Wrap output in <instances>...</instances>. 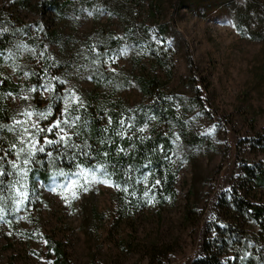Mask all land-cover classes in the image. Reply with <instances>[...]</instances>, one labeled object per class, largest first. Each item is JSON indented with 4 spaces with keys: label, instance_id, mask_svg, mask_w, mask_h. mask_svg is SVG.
<instances>
[{
    "label": "rangeland",
    "instance_id": "obj_1",
    "mask_svg": "<svg viewBox=\"0 0 264 264\" xmlns=\"http://www.w3.org/2000/svg\"><path fill=\"white\" fill-rule=\"evenodd\" d=\"M42 1L24 6L19 0H0V31L11 21L15 32L8 59L0 62V85L17 86L20 92L0 95V107L11 110L5 130L10 144L19 147L22 131L14 120H38L46 129L64 118L71 126H61L75 144L89 118L113 126L112 110L124 114L125 109L148 103L136 79L156 77L186 134L196 136L199 145L181 146L165 156L167 170L176 172V179L164 203L134 206L133 196L97 181L87 185V192H56L39 183L31 189L27 178L28 199L15 206V192L9 202L18 218L0 221V264H53L49 237L63 244L71 264H204V240L215 238L216 227L229 222L233 193H248L242 187L247 185L244 166L264 164L259 140L264 137V40L240 35L234 22L223 16L211 20L197 15L195 8L177 6L179 0H69L65 17L41 11L37 4ZM161 25L177 31L163 37ZM142 30L148 42L131 44L127 36ZM104 74L113 82L93 80ZM44 85L51 90L45 91ZM68 90L79 99L65 100ZM26 111L33 115H21ZM36 113L47 117L39 119ZM123 114L113 126L116 133L130 142L152 135V125L133 128ZM159 127L181 139L177 122ZM56 131L40 133V143L45 135L58 139ZM43 146L46 152L57 145ZM5 150L7 159L16 158L0 143V156ZM182 155L189 160L182 161ZM157 180H149V190L160 191ZM144 185L148 189V181ZM249 195L264 203V190L253 189ZM245 229V255L260 256L264 238L259 224L248 219ZM234 252H225L219 260L229 264Z\"/></svg>",
    "mask_w": 264,
    "mask_h": 264
},
{
    "label": "trees",
    "instance_id": "obj_2",
    "mask_svg": "<svg viewBox=\"0 0 264 264\" xmlns=\"http://www.w3.org/2000/svg\"><path fill=\"white\" fill-rule=\"evenodd\" d=\"M24 6H30L31 0H19ZM98 0H91L96 2ZM41 11L55 12L59 16L67 15V8L70 5L69 0H45L37 4ZM177 6L193 9L199 16H206L211 20H217L223 16L224 20L233 21L240 35L249 37L255 41L264 40V2L258 0H246L244 4H239L234 0H179ZM109 7V5L107 6ZM112 14L111 12H108ZM0 31V62L8 59L10 49L14 45L15 32L14 24ZM177 31L175 26L161 25L158 32L161 36L166 37L170 31ZM147 31L142 33L133 32L127 36L128 41L134 45H143L148 42ZM96 83L103 80L106 83L113 82L108 74L96 76L93 79ZM40 81V80H39ZM35 82H38L35 80ZM140 91L149 98L148 103L138 108L125 109L124 114L119 109L112 110V124L119 125L120 115L126 118V123L133 128L139 129L146 124L152 125V135L145 141L130 142L123 138L121 134L116 133V128L112 125L105 127L102 118L93 116L85 121L82 131L79 134L78 147H60L54 146L48 151L35 157V162L28 172V187L37 188L38 183L46 190L65 192L69 189H80L76 186L68 188L67 185L73 180L77 184H83V178L80 176L82 168L98 169L96 172L97 182L110 180L112 183L119 184L118 188L124 195H131L130 201L134 206H147L149 199L157 202L165 201V198L174 192L176 172L167 170L166 155L175 152L178 147L186 146L187 149L195 148L199 145L196 136L186 134V127L180 123L175 112L174 104L170 97L163 90L162 83L156 77L137 78ZM9 92L19 94L17 86L0 85V95ZM11 110L6 107H0V143L9 147V136L6 126L11 118ZM177 122L181 139L173 132L165 133L159 129L160 124H175ZM261 149L264 150V137L259 138ZM52 153L51 156L48 153ZM188 155H182V161L189 160ZM104 167L101 169L100 166ZM5 170L10 174L0 176V207L4 209L0 213V221L12 222L18 218V211L9 204L15 191L9 189V183L15 182L18 178L13 173L10 165H4ZM244 179L248 193L253 189L264 190V164H251L244 166ZM107 172L110 175H103ZM160 180V191L154 192L149 190V180L154 182ZM148 181V189H145L144 182ZM94 182V181H93ZM91 182L90 184H92ZM151 182V183H152ZM153 184V183H152ZM114 187V186H113ZM127 191H124V188ZM117 188V187H114ZM148 191L149 196L145 197L144 192ZM239 194V191L233 193V202L228 205V223L217 226V235L215 238L204 240V247L208 253V258L203 260L204 264H222L219 256L230 250H234V258L229 259V264H264V250L260 256L252 254L246 256L245 249L248 248L246 243V221L254 220L259 224L261 235L264 238V203L255 202L250 196ZM123 203V201H122ZM121 203V204H122ZM13 207V208H12ZM48 250L53 253L55 259L53 264H71L68 261L66 251L63 250V244L56 242L53 238H47Z\"/></svg>",
    "mask_w": 264,
    "mask_h": 264
},
{
    "label": "snow or ice",
    "instance_id": "obj_3",
    "mask_svg": "<svg viewBox=\"0 0 264 264\" xmlns=\"http://www.w3.org/2000/svg\"><path fill=\"white\" fill-rule=\"evenodd\" d=\"M27 75V73H25ZM44 90L45 91H50L51 87L50 85H44ZM34 90V89H32ZM69 94L65 96V100H68L69 98L71 99H76L78 100L79 98L76 97L75 93L72 92L71 90H68ZM82 106V104H81ZM68 108L67 105L65 107V113H67ZM21 115L25 117H31L33 113L31 112H24L21 113ZM36 115L39 117V119H46L47 113H36ZM73 119H78L73 118ZM13 124L19 128L22 129L18 133L17 136V141L19 144V147L17 146V143H12L9 145V147L13 150L15 154V159L9 160L7 159L8 157V151H4V155L0 156V176H6L10 174L5 170L4 165L8 164L10 165V168L13 170L12 174L18 173L20 175V180H16L15 182H10L9 183V189L13 190L17 193V196L14 198L15 201V206L22 205L25 200L28 199V191H27V178H28V172L30 171V165L35 162V156L37 152H45V147L43 145H53L56 144L57 146L60 143H63L65 147H78L74 143H71V137L69 133L66 131L65 127H62L61 125H66V126H71L70 121L67 118H64L62 120H56L53 122L51 126L48 128H42L39 127V121H29V120H23V121H13ZM29 127L31 129H34V131H30ZM215 125L212 126L210 131L215 130ZM54 129H57L55 132V135L57 136L58 139L53 140L50 139L47 135L43 137V145L40 143V133L44 132H53ZM9 131H16V127L9 126ZM49 156L52 155V153H48ZM78 169H80V176L83 178L84 183L83 184H77L75 180L71 181L69 185H67L68 188H72L73 186H76L77 188H82L84 192H87L88 186L91 182L97 180V175L96 172L98 169H87V168H82L81 165H76ZM104 166L101 165L100 168L102 169ZM103 175L107 176L110 175L106 171L102 173ZM21 181H23V184L21 185ZM103 183H112L110 180H103ZM160 181L157 180L156 184H159ZM112 186L120 188L119 184H112ZM124 191H127L128 189L125 187L123 189ZM77 192L73 191L72 192V197L76 198ZM144 196L148 197L149 192L145 191ZM66 203L68 202L67 199L65 201ZM148 203H153L154 199H149L147 201ZM4 211L3 208H0V213ZM2 218V217H0Z\"/></svg>",
    "mask_w": 264,
    "mask_h": 264
}]
</instances>
